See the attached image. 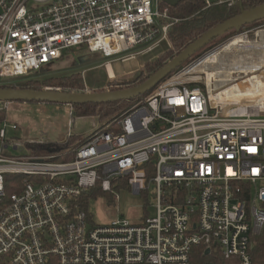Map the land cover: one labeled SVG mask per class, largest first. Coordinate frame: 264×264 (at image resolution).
<instances>
[{
    "label": "built area",
    "instance_id": "built-area-1",
    "mask_svg": "<svg viewBox=\"0 0 264 264\" xmlns=\"http://www.w3.org/2000/svg\"><path fill=\"white\" fill-rule=\"evenodd\" d=\"M161 2L0 0V88L73 47L126 60L170 44L178 19ZM182 75L95 129L71 159L5 155L0 140V264H252L264 227V115L225 112ZM8 175L22 177L10 194ZM96 185L105 194L81 207ZM151 185L155 216L94 220L92 203L119 200L117 187L146 194Z\"/></svg>",
    "mask_w": 264,
    "mask_h": 264
},
{
    "label": "rangeland",
    "instance_id": "rangeland-1",
    "mask_svg": "<svg viewBox=\"0 0 264 264\" xmlns=\"http://www.w3.org/2000/svg\"><path fill=\"white\" fill-rule=\"evenodd\" d=\"M258 30H264V21L235 29L230 36L219 43H208V49L203 53L196 55L198 51L186 58L169 75L185 71L189 65L195 63L205 53L216 49L235 36H240L242 40L244 39L243 42L220 51L219 54H216L215 62L206 63L201 67L209 72L220 74L216 78H227L228 80L212 81L208 84L205 74L197 70L190 71L182 77L195 79L203 91L205 88H210L214 93L253 75L264 78V32H257ZM170 46L171 44L164 40L153 51L137 54L126 60H122L118 56L103 57L97 52H89L85 46H77L65 50L61 59L46 63L40 69L29 72L27 76L11 80L17 83L26 79L42 80L48 76L69 75L78 72L83 80V90L79 92L107 91L108 88H117L121 82L132 79L139 72H145V62L155 59L161 51ZM139 48L137 47L133 51H137ZM107 61L110 62L111 70L114 73L113 78L108 76L105 67ZM253 67H256V70L250 71ZM241 69L249 71L241 72ZM217 104L224 110H230L231 113L264 115L263 104L258 106L256 104L246 105L245 102L225 103L223 101H219ZM70 111L72 116L69 114ZM71 117L72 124L69 126ZM112 121L113 118L99 120L96 113L76 116L72 105L22 100L0 101V128L4 124L7 125L5 136L0 138L2 145L7 144V147L2 148V152L10 156H47L50 154H32L25 145L34 142L60 145L69 141L70 145H75L87 138L95 129L105 127V125L113 123ZM12 124H15L16 128H11ZM71 149L69 147L63 151H57L54 153L55 159L66 160L73 154ZM67 151H69L67 154H63ZM151 188L153 185L150 186L146 194H136L130 187H117L119 200H114L111 195L107 194V197L103 196L102 200L92 203L91 210L94 220L102 223L116 217H124L133 223H138L142 221L143 216H155V199ZM144 208L146 209L145 213Z\"/></svg>",
    "mask_w": 264,
    "mask_h": 264
},
{
    "label": "trees",
    "instance_id": "trees-1",
    "mask_svg": "<svg viewBox=\"0 0 264 264\" xmlns=\"http://www.w3.org/2000/svg\"><path fill=\"white\" fill-rule=\"evenodd\" d=\"M264 0H241L237 1L232 5L227 3L212 4L206 6L203 0H184L178 2L175 6H169L168 4L161 2L162 7H167L169 15L177 18L168 30V40L171 44L166 50L161 51L157 57L153 60L145 62V72L141 71L136 74L132 79L123 81L117 88L107 89V91L119 90L123 88L132 87L140 84L147 79L151 74L157 71L159 68L164 66L172 58L178 55L186 46L198 39L204 32L210 28L215 27L217 24L237 15L240 13L241 8L250 9L256 5L261 4ZM264 21L259 20L252 24H257ZM251 25V24H248ZM235 29L229 30L217 38L209 41L219 43L228 36H230ZM208 43L195 51L192 55L198 52L196 55L203 53L208 49ZM211 46V45H210ZM209 46V47H210ZM173 72V71H172ZM171 72V73H172ZM170 74V73H169ZM166 75L162 81L170 77ZM161 81V82H162ZM159 84V83H158ZM13 88H30V89H42L43 87H54L60 88L62 91L67 92H79L83 90V80L80 73H72L69 75L61 76H48L42 80L37 79H26L11 85ZM150 92V91H149ZM148 92V93H149ZM141 94L129 100H119L108 103H84V104H73L74 113L76 116L79 115H90L96 113L99 120H111L116 118L119 114L130 106L132 103L143 98L146 94ZM79 143L71 144L70 141L65 144L54 145L52 143H27L25 147L32 154H51L57 151H63L72 148L74 153ZM74 155V154H72ZM67 157L66 160L73 158V156ZM22 177L20 175H8L6 177V191L8 194L18 190V186L21 185ZM105 192L101 190L99 185L89 189L79 199L81 207H86L89 199L95 198L97 195H104ZM256 241L251 248L252 264H264V227L262 231L256 236ZM203 257L196 256L193 260V264H199ZM225 263L223 261H217L216 264Z\"/></svg>",
    "mask_w": 264,
    "mask_h": 264
},
{
    "label": "water",
    "instance_id": "water-1",
    "mask_svg": "<svg viewBox=\"0 0 264 264\" xmlns=\"http://www.w3.org/2000/svg\"><path fill=\"white\" fill-rule=\"evenodd\" d=\"M162 1L169 6H175L178 2L184 0ZM262 19H264V2L250 9L241 8L239 14L204 32L198 39L186 46L178 55L151 74L147 79L132 87L101 92H67L44 88L37 90L30 88L2 87L0 88V101L22 100L73 105L129 100L151 91L162 81V79L166 77V75L174 71L176 67H178V65H180L186 58L191 56L195 51L207 44L209 41L217 38L229 30L239 29L244 25L252 24Z\"/></svg>",
    "mask_w": 264,
    "mask_h": 264
},
{
    "label": "bare ground",
    "instance_id": "bare-ground-1",
    "mask_svg": "<svg viewBox=\"0 0 264 264\" xmlns=\"http://www.w3.org/2000/svg\"><path fill=\"white\" fill-rule=\"evenodd\" d=\"M244 40V39H243ZM240 36H235L230 40L226 41L225 43L218 46L213 51L208 52L207 54L203 55L200 59H198L195 63L189 65V67L182 71L180 74H186L190 71H200L205 74L206 82L210 84L212 81H225L228 80L227 78H216L220 76L215 72H209L205 69H201V67L210 62H215L216 54L222 50L229 49L233 45H237L239 42H243ZM241 68V67H240ZM256 67L251 68L250 71H255ZM247 69H241V72H248ZM109 73L113 76L112 71L109 69ZM210 99L213 102L223 101L225 103H232V102H245L246 105H253L256 104L258 106L264 105V78L258 75H253L241 82H237L234 84L229 85L228 87H224L217 93L213 92V89L209 91ZM223 111H230L224 110Z\"/></svg>",
    "mask_w": 264,
    "mask_h": 264
}]
</instances>
